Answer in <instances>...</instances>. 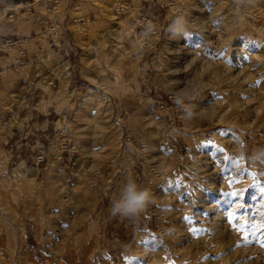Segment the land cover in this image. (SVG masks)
<instances>
[{
	"label": "rangeland",
	"instance_id": "obj_1",
	"mask_svg": "<svg viewBox=\"0 0 264 264\" xmlns=\"http://www.w3.org/2000/svg\"><path fill=\"white\" fill-rule=\"evenodd\" d=\"M13 3L0 264H264V0Z\"/></svg>",
	"mask_w": 264,
	"mask_h": 264
},
{
	"label": "clouds",
	"instance_id": "obj_2",
	"mask_svg": "<svg viewBox=\"0 0 264 264\" xmlns=\"http://www.w3.org/2000/svg\"><path fill=\"white\" fill-rule=\"evenodd\" d=\"M174 34H180L183 31V22L177 19L170 29ZM148 193L137 187L135 183H128L123 191L122 197L113 205L112 213L124 217H135L144 208L147 203Z\"/></svg>",
	"mask_w": 264,
	"mask_h": 264
},
{
	"label": "crops",
	"instance_id": "obj_3",
	"mask_svg": "<svg viewBox=\"0 0 264 264\" xmlns=\"http://www.w3.org/2000/svg\"><path fill=\"white\" fill-rule=\"evenodd\" d=\"M63 41L64 40H59L58 41V44H62L63 43ZM62 42V43H61ZM55 45H56V43L55 42H53V43H51V44H49V49L51 48L52 50H54L55 49ZM49 49H47L46 47H38V50L39 51H42V55H44V54H46L47 52H48V50ZM1 52V51H0ZM24 58V60H25V58H26V60H29V59H31V53L30 52H24V56H23ZM0 58H1V55H0ZM30 61V60H29ZM46 124V123H45ZM46 126V125H45ZM46 128V127H45ZM44 128V129H45ZM41 130H43V129H41ZM39 134V133H38ZM44 134V133H43ZM40 136H42V134H39V137ZM40 147H41V145L39 144V143H37V145L34 147V150L36 149L37 151H36V153H37V156H38V158H42V156L43 155H40L43 151L40 149Z\"/></svg>",
	"mask_w": 264,
	"mask_h": 264
},
{
	"label": "built area",
	"instance_id": "obj_4",
	"mask_svg": "<svg viewBox=\"0 0 264 264\" xmlns=\"http://www.w3.org/2000/svg\"><path fill=\"white\" fill-rule=\"evenodd\" d=\"M10 40L9 38H2L0 39V45L2 46H7L10 44ZM4 49L2 47H0V51H3Z\"/></svg>",
	"mask_w": 264,
	"mask_h": 264
},
{
	"label": "bare ground",
	"instance_id": "obj_5",
	"mask_svg": "<svg viewBox=\"0 0 264 264\" xmlns=\"http://www.w3.org/2000/svg\"><path fill=\"white\" fill-rule=\"evenodd\" d=\"M21 3H13L11 6L9 5V6H6V7H4L3 8V10L0 12V15L1 14H3L4 12H8V10H10V8L9 7H17V6H19ZM2 17V16H1Z\"/></svg>",
	"mask_w": 264,
	"mask_h": 264
},
{
	"label": "snow or ice",
	"instance_id": "obj_6",
	"mask_svg": "<svg viewBox=\"0 0 264 264\" xmlns=\"http://www.w3.org/2000/svg\"><path fill=\"white\" fill-rule=\"evenodd\" d=\"M262 191H264V189H262ZM230 195L238 196L239 193L233 192V193H230ZM229 216H230V217H233V214H232V213H229ZM239 230H240V231H244L245 229H244L243 226H241V228H240Z\"/></svg>",
	"mask_w": 264,
	"mask_h": 264
}]
</instances>
